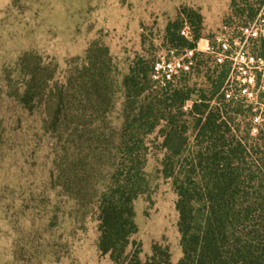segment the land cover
Wrapping results in <instances>:
<instances>
[{"label":"rangeland","instance_id":"rangeland-1","mask_svg":"<svg viewBox=\"0 0 264 264\" xmlns=\"http://www.w3.org/2000/svg\"><path fill=\"white\" fill-rule=\"evenodd\" d=\"M241 7L231 0H0V264H115L99 249V197L122 156L125 116L147 106L168 74L193 92L186 113L195 92L208 91V79L224 69L228 94L264 112L257 97L264 58L256 56L264 21L242 34L238 20L226 23ZM187 10L203 16L200 28ZM171 23L177 33L186 29L189 42L199 31L195 53L203 56H191L178 34L169 38ZM150 63L160 85L144 84L138 100L129 98L124 79ZM71 72L76 79L65 91ZM163 107L158 127L143 136L147 188L133 204L137 231L127 254L138 251L145 261L160 244L177 264L178 196L162 173Z\"/></svg>","mask_w":264,"mask_h":264},{"label":"trees","instance_id":"trees-1","mask_svg":"<svg viewBox=\"0 0 264 264\" xmlns=\"http://www.w3.org/2000/svg\"><path fill=\"white\" fill-rule=\"evenodd\" d=\"M231 1L233 7L242 9H233L226 23L238 20L242 34L260 18L264 20V0H243L241 5ZM185 14L189 20L196 19L199 28L203 25L200 13L187 10ZM174 28L175 23L168 25L169 38L178 34L195 59L203 56L195 53L199 31L195 42H189ZM256 41V56L264 58V38ZM157 71L156 63L145 70L132 68L123 83L125 89L131 86L133 90L128 97L138 100L147 86L160 85L159 80H152ZM74 73L65 91L72 87ZM230 75V69H224L216 79H208L210 89L195 92L198 99L188 113L184 107L193 92L182 82L175 83L176 75H171L147 106L125 116L117 147L122 156L115 160L99 197V249L115 264H173L169 248L160 244L145 261L138 251L127 254L137 231L133 204L147 188L143 136L158 127L159 106L166 112L162 117L166 125L160 131L167 151L162 173L178 196L182 258L177 264H264V117L262 128L252 135L258 114L264 116V112L247 99L228 94L224 87ZM257 97L264 103V91ZM187 115L191 121L177 122Z\"/></svg>","mask_w":264,"mask_h":264},{"label":"built area","instance_id":"built-area-1","mask_svg":"<svg viewBox=\"0 0 264 264\" xmlns=\"http://www.w3.org/2000/svg\"><path fill=\"white\" fill-rule=\"evenodd\" d=\"M264 21V20H263ZM186 38H189V36H188V32L186 31V29L185 30H182V32H181ZM190 54H191V56H193V51H191L190 52ZM186 68H189V67H186ZM171 75H174L173 73H171V74H168V78L170 79V76Z\"/></svg>","mask_w":264,"mask_h":264}]
</instances>
